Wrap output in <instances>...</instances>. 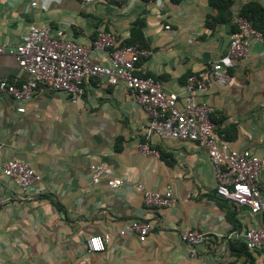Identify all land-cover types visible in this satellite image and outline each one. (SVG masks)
Instances as JSON below:
<instances>
[{"label": "crops", "instance_id": "0c3cea01", "mask_svg": "<svg viewBox=\"0 0 264 264\" xmlns=\"http://www.w3.org/2000/svg\"><path fill=\"white\" fill-rule=\"evenodd\" d=\"M252 1L264 6V0H232L229 16L210 0H0V45H19L32 25L49 27L51 36L61 33L87 47L93 61L109 65L107 51L93 42L99 31L110 33L120 45L142 42L151 51L137 74L182 94L188 75L224 58L235 14ZM219 16L222 21L213 19ZM225 71L230 82L198 100L212 106L215 131L230 147L264 160V45L253 42L247 58L225 64ZM25 78L15 57L0 53V79ZM83 86L77 103L41 87L24 113L0 92V196L7 199L0 208V264H261L264 245L248 248L244 233L259 227L264 213L253 214L216 194L204 149L155 134L147 140L148 116L125 84L85 78ZM145 141L157 154L140 150ZM11 158L41 176L27 192L2 175L1 166ZM92 163L108 166L99 184L91 180ZM109 177L170 189L174 201L148 207L130 185L111 189ZM260 178L264 186V167ZM130 219L151 224L145 242L118 235ZM188 229L204 233L205 241L185 243ZM104 233L110 234L105 250L89 251L88 238Z\"/></svg>", "mask_w": 264, "mask_h": 264}, {"label": "built area", "instance_id": "2783aa9c", "mask_svg": "<svg viewBox=\"0 0 264 264\" xmlns=\"http://www.w3.org/2000/svg\"><path fill=\"white\" fill-rule=\"evenodd\" d=\"M92 1L85 0L87 3ZM35 5L32 3V6ZM234 24L236 28L230 35L224 58L208 71L188 75L182 94L167 92L153 76L136 73L141 59L151 53L147 48L138 44L120 45L114 35L99 31L93 42L94 47L105 49L109 56V65H101L93 61L87 47L60 37L61 33L57 37L51 36L49 27L32 25L19 45H0V53L13 55L26 74V78L19 83L0 79V92L12 97L19 104L17 111L24 113L26 103L41 87L64 92L73 103H77L85 94V78L99 79L109 86L123 83L148 116L147 140L155 134L197 143L207 153L214 168L216 194L237 206L249 208L253 214L264 213V186L260 178L264 160L249 149L236 150L230 147L215 131L211 120L212 106L207 101L198 100L210 93L212 87L226 86L230 82L225 64L246 59L253 42L264 45V35L240 11L235 14ZM1 146L0 143V149ZM140 150L157 154L148 141L140 144ZM1 172L4 178L14 179L23 192H27L41 178L28 163L16 158L3 163ZM107 174L106 164L90 165L94 184H99ZM106 182L111 189L126 184L136 188L148 207L169 206L174 201L170 189L163 192L151 190L140 182L132 183L120 177H109ZM6 200L0 196V208ZM151 230L149 222L130 219L118 231V235L132 234L145 242ZM205 239L204 233L193 229L186 230L182 235V240L191 246L202 244ZM244 239L248 248H261L264 245V220L259 227L246 230ZM109 241L110 234H95L88 238L87 246L91 252H102ZM261 264H264V257Z\"/></svg>", "mask_w": 264, "mask_h": 264}, {"label": "trees", "instance_id": "16d2710c", "mask_svg": "<svg viewBox=\"0 0 264 264\" xmlns=\"http://www.w3.org/2000/svg\"><path fill=\"white\" fill-rule=\"evenodd\" d=\"M143 1L149 2L150 0H143ZM210 2L218 8L219 13L224 12L226 10L227 11L226 14L230 16L231 14L230 6L232 4V0H223L221 1V3L218 0H210ZM240 13L241 15H243L244 17H246L248 20L251 21L255 29H257L264 35V6L260 2L252 1L246 3L240 10ZM213 19H215L216 21L217 20L222 21L221 16H219L218 18L214 17ZM129 44L130 45L138 44L145 48L142 42H132Z\"/></svg>", "mask_w": 264, "mask_h": 264}]
</instances>
